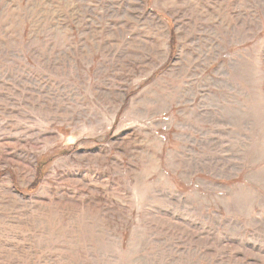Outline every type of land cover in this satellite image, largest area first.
Returning a JSON list of instances; mask_svg holds the SVG:
<instances>
[{
  "label": "rangeland",
  "instance_id": "obj_1",
  "mask_svg": "<svg viewBox=\"0 0 264 264\" xmlns=\"http://www.w3.org/2000/svg\"><path fill=\"white\" fill-rule=\"evenodd\" d=\"M0 264H264V0H0Z\"/></svg>",
  "mask_w": 264,
  "mask_h": 264
}]
</instances>
